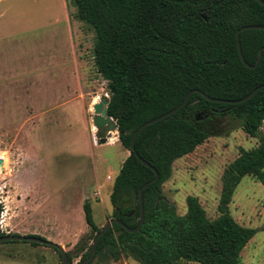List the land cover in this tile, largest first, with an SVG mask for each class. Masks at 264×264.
Here are the masks:
<instances>
[{
    "label": "trees",
    "instance_id": "obj_1",
    "mask_svg": "<svg viewBox=\"0 0 264 264\" xmlns=\"http://www.w3.org/2000/svg\"><path fill=\"white\" fill-rule=\"evenodd\" d=\"M71 1L77 17L95 33L94 64L110 94L106 112L116 123L120 145L129 152L112 181L111 219L131 229L139 223V190L154 172L136 154L158 173V180L143 190L140 229L130 233L112 224L87 264L94 259L100 264L121 258L139 264H240V252L256 229L238 224L228 205L244 176L264 185V133L260 131L264 87L237 104L211 102L192 93L176 113L142 129L134 140V150L130 143L137 127L177 107L192 90L233 101L264 84V29L239 33L241 52L249 65L255 64L262 49L260 62L253 68L241 62L236 39L241 27L264 25V5L257 0ZM221 119L237 122L259 143L240 148L224 168L216 218L207 217L195 196L186 197V212L179 215L164 198L162 184L170 178L177 159L218 132ZM83 212L90 234L75 246L79 262L88 256L100 229L87 200ZM5 235L0 232V237ZM9 242L14 241L0 244ZM51 248L61 258L57 248ZM72 258L67 253L68 264Z\"/></svg>",
    "mask_w": 264,
    "mask_h": 264
},
{
    "label": "rangeland",
    "instance_id": "obj_2",
    "mask_svg": "<svg viewBox=\"0 0 264 264\" xmlns=\"http://www.w3.org/2000/svg\"><path fill=\"white\" fill-rule=\"evenodd\" d=\"M94 42L71 0H0V232L58 244L72 255L71 264L80 260L76 244L90 234L83 203L91 204L98 228L111 219L112 181L126 153L117 142L92 146L93 105L110 96L94 64ZM217 127L173 163L162 184L179 215L186 212V197L195 196L207 217L216 218L224 168L240 148L259 143L232 120L221 119ZM228 210L238 224L256 229L240 264H264V185L244 176ZM0 264L62 262L51 247L14 241L0 244ZM100 264L139 263L121 258Z\"/></svg>",
    "mask_w": 264,
    "mask_h": 264
},
{
    "label": "water",
    "instance_id": "obj_3",
    "mask_svg": "<svg viewBox=\"0 0 264 264\" xmlns=\"http://www.w3.org/2000/svg\"><path fill=\"white\" fill-rule=\"evenodd\" d=\"M258 3L264 5V1L263 0H257ZM247 29H264V25H247V26H243L240 29L237 30L236 32V39H237V49H238V53H239V57L241 59V62L243 63V65L247 68H253L255 66H257L260 62L261 59V54H262V49L259 50L258 52V57L257 60L255 62L254 65H249L241 52V48H240V44H239V33L242 30H247ZM264 87V84L261 86L256 87L255 89H253L250 93H248L246 96L237 99V100H233V101H223V100H219V99H215V98H211L209 96H207L206 94H204L203 92L195 89L190 91L186 97L182 100V102L175 108L171 109L170 111L156 117L153 118L143 124H141L139 127H137V129L134 131L132 139H131V143H130V150H134V140L136 138V136L138 135V133L144 129L145 127L158 122L174 113H176L189 99L190 95L192 93H198L200 95H202L206 100L211 101V102H226L229 104H237V103H241L245 100H247L248 98H250L251 96H253L258 90H260L261 88ZM112 92V90H111ZM107 99H102L99 103H95L93 105V112H94V116L92 117V125L93 127H95L96 129V133H95V137L97 138V143L98 144H103L106 143L107 139L110 138V134L111 132L116 130V123L114 122V120L107 115L106 112V107H107ZM137 158L139 159V161L146 167H148L149 169H151L154 172V177L147 183H145L139 190V208H140V219H139V223L136 225L135 228H128L125 224H123L122 222H120L117 219H109L107 220L102 227L99 229L98 233L95 235V238L93 239V242L90 246V250H89V254L88 256L83 259L82 261H80L78 264H87L88 262H90L94 256V252H95V248L97 246L98 240L100 239V237H102L105 232L111 227L112 224H118L122 229L126 230L127 232L130 233H134L137 232L142 223H143V203H142V195H143V190L151 183H154L158 180V173L157 171L146 161H144L142 158H140L137 154H136ZM0 168H2V162L0 161ZM5 241H20V242H28V243H37L39 245H44L47 247H56L57 250L59 251L60 255H61V262L62 264H68V259H67V253L64 251V249L58 245L55 244L51 241H48L46 239H43L41 237H36V236H26V235H17V234H7L3 237H0V243L1 242H5Z\"/></svg>",
    "mask_w": 264,
    "mask_h": 264
},
{
    "label": "crops",
    "instance_id": "obj_4",
    "mask_svg": "<svg viewBox=\"0 0 264 264\" xmlns=\"http://www.w3.org/2000/svg\"><path fill=\"white\" fill-rule=\"evenodd\" d=\"M64 104H66V103H64ZM114 132L116 133V135H113L112 138H111V135H110V138H108L107 141H106L107 144H109V143L112 144V143H114V142L119 143V141H118V137H117V131L115 130ZM116 138H117V139H116ZM115 140H116V141H115ZM96 145H97V144H95V143L92 142V146H96ZM128 154H129V152L126 150L125 158L128 156ZM124 160H125V159H124ZM124 160H123V161H124ZM123 161H122V162H123ZM106 178L108 179V176H107ZM109 179H110V177H109ZM109 179H108V180H109ZM98 192H99V191L94 192V194L96 195Z\"/></svg>",
    "mask_w": 264,
    "mask_h": 264
},
{
    "label": "built area",
    "instance_id": "obj_5",
    "mask_svg": "<svg viewBox=\"0 0 264 264\" xmlns=\"http://www.w3.org/2000/svg\"><path fill=\"white\" fill-rule=\"evenodd\" d=\"M264 122V121H263ZM96 137H95V130H93V143H95L96 144Z\"/></svg>",
    "mask_w": 264,
    "mask_h": 264
},
{
    "label": "bare ground",
    "instance_id": "obj_6",
    "mask_svg": "<svg viewBox=\"0 0 264 264\" xmlns=\"http://www.w3.org/2000/svg\"><path fill=\"white\" fill-rule=\"evenodd\" d=\"M114 133V132H113ZM112 138V137H111ZM117 139V138H116ZM116 141V140H115Z\"/></svg>",
    "mask_w": 264,
    "mask_h": 264
},
{
    "label": "flooded vegetation",
    "instance_id": "obj_7",
    "mask_svg": "<svg viewBox=\"0 0 264 264\" xmlns=\"http://www.w3.org/2000/svg\"><path fill=\"white\" fill-rule=\"evenodd\" d=\"M2 243V242H1Z\"/></svg>",
    "mask_w": 264,
    "mask_h": 264
}]
</instances>
